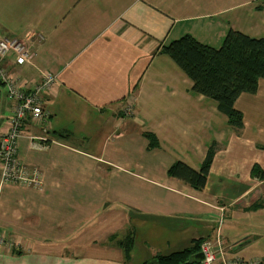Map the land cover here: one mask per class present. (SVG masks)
<instances>
[{
	"label": "crops",
	"instance_id": "1",
	"mask_svg": "<svg viewBox=\"0 0 264 264\" xmlns=\"http://www.w3.org/2000/svg\"><path fill=\"white\" fill-rule=\"evenodd\" d=\"M231 29L264 37V0H0V36L43 37L31 63L6 65L57 76L49 115L19 140L43 184H2L0 170V264H142L218 234L228 255L264 257V79L236 101L235 128L162 52L188 34L218 48ZM214 142L202 190L169 175L179 160L200 169Z\"/></svg>",
	"mask_w": 264,
	"mask_h": 264
},
{
	"label": "trees",
	"instance_id": "2",
	"mask_svg": "<svg viewBox=\"0 0 264 264\" xmlns=\"http://www.w3.org/2000/svg\"><path fill=\"white\" fill-rule=\"evenodd\" d=\"M162 52L170 55L192 79L197 93L217 103L230 125L243 127V114L236 108V101L243 93L257 92L264 79V37L231 29L222 46L217 48L188 34L164 45ZM146 136L151 148L159 146L153 133ZM215 154L214 142L200 169L179 160L170 167L169 175L202 190L207 184ZM252 174L264 179V170L258 165L253 167ZM204 240L196 239L191 246L170 254H157L142 264H200L202 258L198 254ZM124 244L129 255L133 245L131 236L124 240Z\"/></svg>",
	"mask_w": 264,
	"mask_h": 264
},
{
	"label": "built area",
	"instance_id": "3",
	"mask_svg": "<svg viewBox=\"0 0 264 264\" xmlns=\"http://www.w3.org/2000/svg\"><path fill=\"white\" fill-rule=\"evenodd\" d=\"M42 35L32 34L24 38L0 36V95L4 90L13 102L10 116L5 118L7 129L0 132L1 183L38 187L43 184L42 172L25 164L19 156V140L23 127L29 120L43 121L49 111L45 108L46 95L51 93L57 81L52 72H44L40 81L22 77L6 65L13 54L18 63H29L36 57V45ZM1 100V98H0ZM126 115L132 114L128 107ZM221 235L205 239L201 245L203 258L200 264H264V260L246 261L242 257L230 259L224 253Z\"/></svg>",
	"mask_w": 264,
	"mask_h": 264
},
{
	"label": "rangeland",
	"instance_id": "4",
	"mask_svg": "<svg viewBox=\"0 0 264 264\" xmlns=\"http://www.w3.org/2000/svg\"><path fill=\"white\" fill-rule=\"evenodd\" d=\"M11 37V36H10ZM35 59V58H34ZM33 59V60H34ZM32 62V61H31ZM31 62H29V63H31ZM9 68V67H8ZM13 71V70H12ZM15 72V71H14ZM212 102H214V103H216L214 100H211ZM221 115V120H218L217 121V125H219V124H221V127H223V123H224V120H225V123H224V125H226L225 127L227 128V131H228V128L229 129H231V126L228 124V121H227V117H225L223 114H220ZM222 129V128H221ZM222 143L224 144L225 142L224 141H222ZM84 144H86V143H84ZM189 145H190V143H186L185 144V146L186 147H189ZM85 146H88L89 147V145H85ZM219 146H221V143L219 144ZM189 149V148H188ZM224 251V253H226V255H227V257H229L230 259H233L234 257H238L237 255H235V256H231V255H228V253L225 251V250H223ZM239 257H241V256H239ZM243 258V257H242ZM244 259H246V261H251V260H264V257H258V256H254L253 258H249V257H245Z\"/></svg>",
	"mask_w": 264,
	"mask_h": 264
},
{
	"label": "water",
	"instance_id": "5",
	"mask_svg": "<svg viewBox=\"0 0 264 264\" xmlns=\"http://www.w3.org/2000/svg\"><path fill=\"white\" fill-rule=\"evenodd\" d=\"M198 257L203 258L204 256H203V254L200 252V253L198 254Z\"/></svg>",
	"mask_w": 264,
	"mask_h": 264
}]
</instances>
